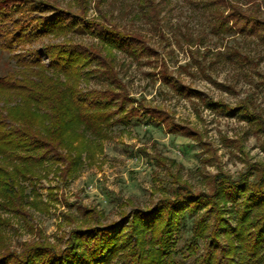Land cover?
<instances>
[{"label": "trees", "instance_id": "trees-1", "mask_svg": "<svg viewBox=\"0 0 264 264\" xmlns=\"http://www.w3.org/2000/svg\"><path fill=\"white\" fill-rule=\"evenodd\" d=\"M77 1L83 12L48 0H0V53L14 62L0 73V211L23 216V182L45 177L48 162L69 175L82 164V154L94 158L115 125L153 124L171 134H196L164 109L131 97L117 76L112 50L137 59L151 55V47L138 34L87 19V0ZM138 2L154 20L153 0ZM204 4L213 8L215 33L236 31L264 45L258 12H246L232 0ZM75 33L95 37L100 46L67 37ZM48 36L64 38L34 46ZM164 68L163 81L177 94L255 123L247 107L201 98ZM91 79L96 86L88 85ZM155 163L161 165L158 158ZM209 189L178 185L153 205L133 207L106 223L95 218V210L81 207L82 221L58 243L22 241L16 250L0 236V264H264V164H250L237 177L216 173ZM185 230L187 240L175 247V236Z\"/></svg>", "mask_w": 264, "mask_h": 264}, {"label": "rangeland", "instance_id": "rangeland-1", "mask_svg": "<svg viewBox=\"0 0 264 264\" xmlns=\"http://www.w3.org/2000/svg\"><path fill=\"white\" fill-rule=\"evenodd\" d=\"M48 1L71 12L84 11L77 0ZM232 1L264 19V0ZM153 2L149 15L154 20L143 14L138 0H87L85 17L138 34L151 47V55L137 59L112 50L117 76L131 97L164 109L195 136L167 133L153 124L115 125L111 139L102 142L94 158L82 154V164L69 175H60L48 162L45 177L23 182L24 215L0 211V236L6 247L17 250L22 241L42 239L58 243L82 221L81 207L95 210V218L106 223L133 207L153 205L178 185L209 191L216 173L237 177L250 164H264V45L236 31L215 33L213 8L204 0ZM71 36L100 46L89 34L67 35ZM63 38L44 37L34 46ZM8 63L14 62L0 53V73ZM163 68L173 80L200 92L201 98L247 107L257 117L255 123L208 109L197 97L177 94L164 83ZM88 85L97 84L91 79ZM188 235V230L174 235L175 247Z\"/></svg>", "mask_w": 264, "mask_h": 264}]
</instances>
